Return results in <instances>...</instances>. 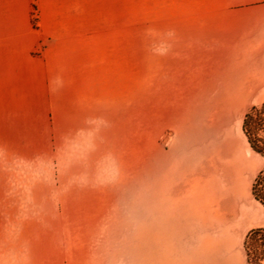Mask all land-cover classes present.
I'll list each match as a JSON object with an SVG mask.
<instances>
[{
    "label": "rangeland",
    "instance_id": "374dc122",
    "mask_svg": "<svg viewBox=\"0 0 264 264\" xmlns=\"http://www.w3.org/2000/svg\"><path fill=\"white\" fill-rule=\"evenodd\" d=\"M193 10L122 9L120 37L74 47L60 92L38 94V132L0 124V264H247L264 10L231 9L225 46L202 45Z\"/></svg>",
    "mask_w": 264,
    "mask_h": 264
},
{
    "label": "crops",
    "instance_id": "0c3cea01",
    "mask_svg": "<svg viewBox=\"0 0 264 264\" xmlns=\"http://www.w3.org/2000/svg\"><path fill=\"white\" fill-rule=\"evenodd\" d=\"M34 9L40 12L39 25L33 22ZM122 9H194L195 14L208 16L196 18L194 29L204 33L194 36L203 37L204 46H225L231 9L264 10V0H0V124L31 126L38 132V94L46 93L47 88L50 94L60 92L55 79L69 70L65 63L75 60L74 47L81 52L92 40L120 37ZM239 24L242 30L241 19ZM190 59L178 60L187 63ZM203 60L201 56L193 61ZM181 68L178 66L173 77L181 78ZM196 73L185 74L186 83L188 78L197 87ZM12 118L20 120L10 122ZM20 135L24 136L18 139L28 140L25 129Z\"/></svg>",
    "mask_w": 264,
    "mask_h": 264
},
{
    "label": "trees",
    "instance_id": "16d2710c",
    "mask_svg": "<svg viewBox=\"0 0 264 264\" xmlns=\"http://www.w3.org/2000/svg\"><path fill=\"white\" fill-rule=\"evenodd\" d=\"M261 128H264V109L253 107L246 114L244 132L252 149L264 158V145L255 133ZM253 195L255 200L264 206V171L255 181ZM245 250L247 264H264V229H254L248 234Z\"/></svg>",
    "mask_w": 264,
    "mask_h": 264
}]
</instances>
